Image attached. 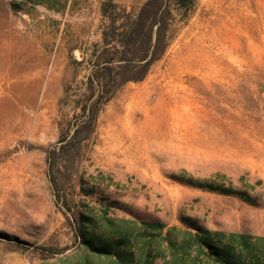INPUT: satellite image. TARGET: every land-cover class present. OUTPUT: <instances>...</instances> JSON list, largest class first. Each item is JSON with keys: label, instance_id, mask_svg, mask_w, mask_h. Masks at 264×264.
<instances>
[{"label": "rangeland", "instance_id": "374dc122", "mask_svg": "<svg viewBox=\"0 0 264 264\" xmlns=\"http://www.w3.org/2000/svg\"><path fill=\"white\" fill-rule=\"evenodd\" d=\"M11 1L0 0V264H117L88 242L123 227L139 262L142 222L264 237V0H169L171 44L128 82L142 70L121 68L120 36L111 64H94L107 50L101 0L29 14ZM115 1L138 13L148 0ZM258 245L246 255L264 264Z\"/></svg>", "mask_w": 264, "mask_h": 264}, {"label": "trees", "instance_id": "16d2710c", "mask_svg": "<svg viewBox=\"0 0 264 264\" xmlns=\"http://www.w3.org/2000/svg\"><path fill=\"white\" fill-rule=\"evenodd\" d=\"M69 0H12L10 3L13 12L29 14L27 6H43L48 10L63 12ZM195 0H178L184 8H191ZM58 3H61L58 6ZM101 14L104 24L102 36L104 45L107 46L105 54L94 64H104V68L111 64L114 53L111 52L114 37L120 36V50L118 62L123 70L139 68V75L125 78V82L142 80L150 68L159 61L169 48L172 38L170 27L174 19V12L169 0H148L138 13L127 12L121 8L115 0L100 1ZM122 21V22H120ZM110 23V24H108ZM111 46V47H110ZM111 55V56H110ZM217 181H223L227 177L217 174ZM205 182L188 180L185 183L203 190L218 192L224 195H235L237 192L230 186H224L218 182ZM253 203V200H248ZM88 226L96 225L94 218L87 216ZM110 227H118L116 221L107 218ZM120 224L130 227L135 224L132 220L120 219ZM142 230L136 232L137 246L140 252L139 262L135 261V254L129 243L130 234L123 227L119 234L102 238L98 244L90 242L94 251L113 258L117 264H158L156 260L164 261V264H200L202 258L213 264H262L260 258L253 261L246 255L252 246H259L264 242V237L257 238L252 244V237L245 234L231 233L228 236L221 231H211L194 226L196 233L183 231L176 227L164 234L165 225L159 222H142ZM182 234L184 242L177 244L172 238L171 231ZM135 231V230H134ZM230 237L231 241L225 243L224 238ZM167 243L168 246L163 248ZM195 248V255L192 250Z\"/></svg>", "mask_w": 264, "mask_h": 264}]
</instances>
